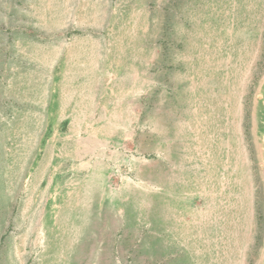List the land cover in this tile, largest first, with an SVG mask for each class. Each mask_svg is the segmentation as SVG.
Masks as SVG:
<instances>
[{
	"label": "rangeland",
	"instance_id": "rangeland-1",
	"mask_svg": "<svg viewBox=\"0 0 264 264\" xmlns=\"http://www.w3.org/2000/svg\"><path fill=\"white\" fill-rule=\"evenodd\" d=\"M0 264H264V0H0Z\"/></svg>",
	"mask_w": 264,
	"mask_h": 264
},
{
	"label": "bare ground",
	"instance_id": "bare-ground-1",
	"mask_svg": "<svg viewBox=\"0 0 264 264\" xmlns=\"http://www.w3.org/2000/svg\"><path fill=\"white\" fill-rule=\"evenodd\" d=\"M243 160V159H242ZM44 166V165H43ZM104 176V175H103ZM173 188V187H172ZM172 190V189H171ZM174 191V190H173ZM180 191V190H179ZM182 191V190H181ZM168 192V191H167ZM172 192V191H171ZM183 192V191H182ZM184 193V192H183ZM249 194V193H248ZM181 195H183L182 193H181ZM168 196V195H167ZM243 196V195H242ZM252 196V195H251ZM73 198V197H72ZM77 198V197H76ZM90 199V198H89ZM138 199V198H137ZM166 199V198H165ZM178 199V198H177ZM176 199V200H177ZM77 200V199H76ZM92 200H94V199H92ZM175 200V201H176ZM166 201V200H165ZM170 202V201H169ZM173 202V201H172ZM141 203V202H140ZM251 203H252V201H251ZM139 204V203H138ZM66 205H68V204H66ZM140 205V204H139ZM170 205V204H169ZM237 205V204H236ZM64 207L65 208H69V207H66L65 205H64ZM73 207V206H72ZM75 207V206H74ZM168 207V206H167ZM249 208V207H248ZM71 209V208H70ZM88 210V209H87ZM162 210V209H161ZM244 212V211H243ZM242 214H244V213H242ZM158 219V218H157ZM245 219V218H244ZM66 221V220H65ZM166 221V220H165ZM245 223V222H244ZM249 223V222H248ZM60 224V223H59ZM67 225V224H66ZM65 228V227H64ZM68 228V227H67ZM70 231V230H69ZM57 234V233H56ZM67 234V233H66ZM53 236V235H52ZM66 237H68L67 235H66ZM64 237H62V239H63ZM70 239H72V238H70ZM62 241V240H61ZM68 242V241H67ZM61 243V242H60ZM70 244H71V242H70ZM69 245V244H68ZM61 247H62V245H61ZM65 248H66V246H65Z\"/></svg>",
	"mask_w": 264,
	"mask_h": 264
}]
</instances>
